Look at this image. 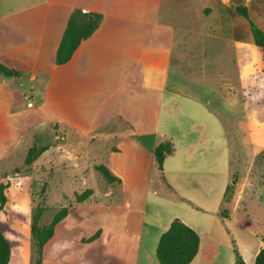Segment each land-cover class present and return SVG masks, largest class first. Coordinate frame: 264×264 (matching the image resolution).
I'll return each mask as SVG.
<instances>
[{
	"label": "crops",
	"instance_id": "obj_1",
	"mask_svg": "<svg viewBox=\"0 0 264 264\" xmlns=\"http://www.w3.org/2000/svg\"><path fill=\"white\" fill-rule=\"evenodd\" d=\"M163 1L0 0V63L14 72L13 77L0 73V104H6L2 113L0 110V145H3L2 141L9 132L15 133L16 137L12 146L0 151V161L19 151L26 136L33 130L52 124L59 129H68L79 137L81 144L75 149L83 153L76 156L80 163L86 162V159L97 160L98 167L104 166L121 181L110 183L120 186L121 199L114 200L115 190L104 199L108 200L104 205L108 223L97 241L100 255L96 258V264H160L156 255L159 241L175 220L185 223L200 238L199 253L191 264H217L221 254L222 245L214 233L217 229L215 222L200 228L197 226L199 218L195 215H189L188 221L173 215L165 223L161 222L160 217L155 219V224L148 223L144 208L133 207L125 190L126 181L123 178L136 177L124 173L122 168L137 165L148 153L137 137L159 135V120L165 99L170 102L173 113L180 100L202 102L198 97L185 93L190 80L184 71L181 72L185 70L186 63L193 65V50L190 44L187 47L177 39L184 38L188 33L204 40L199 56H196V64L206 68L213 62L207 41H218L225 37L222 8L218 3L211 17L207 16L200 25L192 26L187 20L191 15L188 17L186 14L191 2L170 1L171 7L178 6L184 13L181 21H175L173 15L163 17ZM221 1L226 5L231 0ZM76 11L100 14L102 20L93 35L81 43L72 59L58 65L56 56ZM171 13L174 14L173 9ZM213 18L216 20L212 21ZM230 49L232 68L235 67L231 75L236 82L234 74L239 77L241 45L231 41ZM248 61L242 70L245 73H248L250 66L255 67L252 59ZM173 78L174 82L167 84ZM27 80L29 95L15 87L17 81ZM29 101L34 103L32 108L27 106ZM25 114H28V118L24 116L27 125L18 130L13 121ZM117 121L123 122L125 128L116 129ZM192 126L196 136L181 145V161L188 165L195 160L199 162L197 158L207 151L206 140L213 136L211 127L199 118ZM112 140L114 143L110 146ZM163 141L173 145L174 152L168 156L179 154V146L173 139L164 136ZM155 148L151 147L152 153ZM150 165L161 174L157 163L151 160ZM197 166L198 169H188L185 173L197 174L198 178L184 179L186 183L192 179L201 186L206 178L199 177L207 174V171H201ZM75 178L86 177L80 175ZM159 186L164 190L168 188L163 183ZM171 190L181 199L189 198L187 193H180L174 188ZM227 190L228 186L221 193L223 201ZM82 203L81 207L104 208L100 207L101 203L99 206L91 205L90 201ZM231 218L229 212L227 219ZM128 219L130 226H124V220ZM258 240L259 244L252 255L254 264L258 253L264 248L263 239ZM234 254L235 259L232 257L230 264H236L235 251Z\"/></svg>",
	"mask_w": 264,
	"mask_h": 264
},
{
	"label": "rangeland",
	"instance_id": "obj_2",
	"mask_svg": "<svg viewBox=\"0 0 264 264\" xmlns=\"http://www.w3.org/2000/svg\"><path fill=\"white\" fill-rule=\"evenodd\" d=\"M170 1H163V17L173 15L175 21H181L184 13L178 6L171 7ZM187 2H191L190 12L187 7L186 14L191 15L187 20L192 26L200 25L201 20L216 10L218 3L222 8L225 37L207 41L213 62L206 68L196 64L204 40L188 33L177 39L187 47L190 44L193 50V65L186 63L181 72L184 71L190 80L185 93L202 102L180 100L173 113L170 102L165 99L159 120L160 136L156 133L138 136L148 153L137 165L122 168L124 173L136 177L123 178L125 190L133 207L144 208L148 223L155 224L158 217L165 223L173 215L185 221L189 215H195L199 218L197 226L200 228L215 222L214 233L222 245L217 264H230L231 258L235 259L234 251L247 264H254L252 255L259 244L258 238L264 241V50L255 46L250 26L236 8L247 6L251 20L264 31V0H231L226 5L221 0ZM231 41L241 45L239 77L234 74L236 82L231 75L235 68H232ZM249 59L254 61L255 67L250 66L245 73L242 70ZM16 83L17 89L29 93L28 80ZM5 105L0 104L1 113ZM24 116L28 114L17 116L13 121L18 130L27 125ZM198 118L211 127L213 136L206 140L207 151L197 158L199 162L195 160L188 165L181 161V145L196 136L192 124L198 122ZM115 127L122 129L125 125L117 121ZM164 136L179 146L180 155L167 156L160 174L150 165L151 160L157 163L151 147L165 142ZM15 138V133L9 132L0 151L12 146ZM112 143L113 140L109 145ZM78 144H81L79 137L68 129H59L52 124L40 126L26 136L19 151L0 161V184L7 186V204L0 211V229L10 243L12 264L38 262L37 247L31 235L33 218H38L40 229H46L65 208L69 216L57 225L53 238L44 247L42 264H96L100 255L97 241L108 223L104 206L108 200L104 199L114 190V200H120L122 195L120 186L108 183L98 171L97 160L86 159L80 163L76 156L83 153L75 149ZM30 149H34L35 160L27 165ZM197 165L201 171H207L199 177L206 178L201 186L192 179L188 183L184 179L198 178L197 174L185 173L188 169H198ZM80 175L86 178H75ZM162 183L168 187L166 190L159 186ZM227 186L228 200L223 201L221 193ZM171 188L187 193L188 200L179 198ZM88 191L90 196L84 202L101 203L100 207L104 208L80 206L78 197ZM229 212L231 219H227ZM126 224L130 226L129 219L124 220V226ZM98 233L99 237L90 241Z\"/></svg>",
	"mask_w": 264,
	"mask_h": 264
},
{
	"label": "trees",
	"instance_id": "obj_3",
	"mask_svg": "<svg viewBox=\"0 0 264 264\" xmlns=\"http://www.w3.org/2000/svg\"><path fill=\"white\" fill-rule=\"evenodd\" d=\"M237 13L247 20L250 30L253 34L255 46L264 50V31L261 30L249 15V10L245 6H238ZM86 12L76 11L73 13L69 24L61 41L60 48L56 56V63L63 65L68 63L81 43L91 37L98 29L102 16L100 14H85ZM0 73L6 77H13L14 72L8 70L0 63ZM174 152L173 145L165 142L157 146L154 150V156L160 170H163V164L168 155ZM35 160L34 149H30L26 164L31 165ZM98 171L102 173L109 183L121 182L114 177L104 166H99ZM7 186L0 184V211H3L7 204L5 194ZM90 196V191L78 197V201L84 202ZM228 200V198H225ZM68 209L61 210L54 218L51 225L46 229H40L37 223L38 218L35 216L31 225V235L37 247L38 262L42 264V255L45 245L53 238L56 227L68 216ZM99 237V233L90 241ZM200 238L198 234L180 220H175L169 230L165 232L157 248V259L160 264H191L199 253ZM11 246L8 239L0 229V264H10ZM236 264H247L244 259L237 253ZM255 264H264V248L258 253Z\"/></svg>",
	"mask_w": 264,
	"mask_h": 264
},
{
	"label": "built area",
	"instance_id": "obj_4",
	"mask_svg": "<svg viewBox=\"0 0 264 264\" xmlns=\"http://www.w3.org/2000/svg\"><path fill=\"white\" fill-rule=\"evenodd\" d=\"M27 99L29 100L30 98H27ZM27 106H28L29 108H32V107L34 106V103L31 102V101H29L28 104H27Z\"/></svg>",
	"mask_w": 264,
	"mask_h": 264
}]
</instances>
